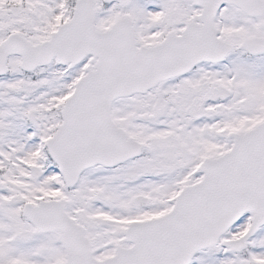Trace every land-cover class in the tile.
Wrapping results in <instances>:
<instances>
[{
  "label": "snow or ice",
  "instance_id": "obj_1",
  "mask_svg": "<svg viewBox=\"0 0 264 264\" xmlns=\"http://www.w3.org/2000/svg\"><path fill=\"white\" fill-rule=\"evenodd\" d=\"M0 264H264V0H0Z\"/></svg>",
  "mask_w": 264,
  "mask_h": 264
}]
</instances>
